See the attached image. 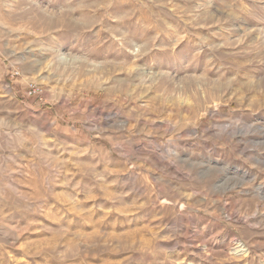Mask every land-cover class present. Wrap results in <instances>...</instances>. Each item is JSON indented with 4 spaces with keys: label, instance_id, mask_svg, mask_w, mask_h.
<instances>
[{
    "label": "rangeland",
    "instance_id": "1",
    "mask_svg": "<svg viewBox=\"0 0 264 264\" xmlns=\"http://www.w3.org/2000/svg\"><path fill=\"white\" fill-rule=\"evenodd\" d=\"M0 264H264V0H0Z\"/></svg>",
    "mask_w": 264,
    "mask_h": 264
},
{
    "label": "built area",
    "instance_id": "2",
    "mask_svg": "<svg viewBox=\"0 0 264 264\" xmlns=\"http://www.w3.org/2000/svg\"><path fill=\"white\" fill-rule=\"evenodd\" d=\"M41 94L40 89L36 88V87H31L30 91H29V96L35 97V96H39Z\"/></svg>",
    "mask_w": 264,
    "mask_h": 264
},
{
    "label": "bare ground",
    "instance_id": "3",
    "mask_svg": "<svg viewBox=\"0 0 264 264\" xmlns=\"http://www.w3.org/2000/svg\"><path fill=\"white\" fill-rule=\"evenodd\" d=\"M137 51V50H136ZM138 53V52H137ZM151 103H154L155 102V99H151L150 101ZM241 251V250H240Z\"/></svg>",
    "mask_w": 264,
    "mask_h": 264
}]
</instances>
